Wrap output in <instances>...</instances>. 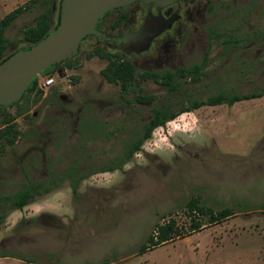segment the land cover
I'll list each match as a JSON object with an SVG mask.
<instances>
[{
    "label": "rangeland",
    "instance_id": "obj_1",
    "mask_svg": "<svg viewBox=\"0 0 264 264\" xmlns=\"http://www.w3.org/2000/svg\"><path fill=\"white\" fill-rule=\"evenodd\" d=\"M30 1L0 0V20L25 6L6 31L14 42L6 55L25 45L23 28L48 6ZM59 2H53L54 23ZM179 7L182 22L160 44L157 62L190 66L208 59L206 76L179 94L140 84L143 94L159 97L154 104H137L133 92L122 95L101 74L107 59L87 57L106 43L89 37L76 55L77 68L39 75L40 89L56 79L39 102L29 94L20 106L0 110V128L4 115L25 110L15 119L16 144L0 142V196L8 197L0 202V264H264V97L184 112L168 122L169 131L155 129L129 163L116 165L154 107L264 90V0H195ZM138 8L112 12L104 22ZM128 59L141 64L148 58ZM72 75L80 77L77 84ZM27 184L38 186V196L22 210L29 218L17 219L11 201ZM193 197L235 215L185 233L184 208ZM44 212L54 217L50 223L38 220ZM171 217L183 237L140 254Z\"/></svg>",
    "mask_w": 264,
    "mask_h": 264
},
{
    "label": "trees",
    "instance_id": "obj_2",
    "mask_svg": "<svg viewBox=\"0 0 264 264\" xmlns=\"http://www.w3.org/2000/svg\"><path fill=\"white\" fill-rule=\"evenodd\" d=\"M55 0H32L31 3L42 2L47 4L46 9L39 14L35 18V22L33 25L26 26L22 30L21 42L25 45L21 48H18L13 53L6 55V51L9 47L14 45L13 41H10L6 38V31L11 26V24L23 13L25 6H20L15 10L8 13L0 20V64L4 62L6 59L14 55L19 50H28L32 48L33 45L40 42L44 39L48 34H50L54 29L59 25V11H60V3L58 6V16L57 20L53 22V2ZM91 36H87L80 44ZM94 56H99L101 58L107 59L108 63L105 68L101 71L104 79L112 85H116L120 88V92L122 95H126L129 93L138 92L134 97V101L138 104H154L157 100V95L154 94H146L143 95L135 88V81L144 80L148 78H152L156 82H161L166 86L168 92L170 94L177 93L181 91V85L174 83L173 80L177 77L183 76H191L193 78V82H197L203 75L204 69L207 66V59H205L202 63L197 64L188 69H178L175 72H168L166 74H150L147 72H140L131 61L126 60L119 56L118 54L107 51L104 46L95 47L93 51L89 52L87 57L89 59ZM76 56L72 59L65 61L61 64H57L55 66H51L49 69L43 71L42 74H51V70L57 67L65 66L68 68H77L79 63L75 60ZM39 76L36 77L28 90L20 100V102L8 107H17L20 106L21 103L25 100L27 95L35 94L36 99H34L33 103H37L41 100L43 96V90L39 88ZM80 80V77L77 75H72V81L74 84H77ZM264 97V90L260 92L246 93V94H228L224 92H220L216 95L210 96L205 100H194L187 101L182 104L181 108H174V104L167 103L164 106L154 107L152 110L153 117L150 124L147 125L146 129L142 134H140L136 139H134L127 148L125 153L124 160L118 161L116 164L117 167H122L123 164L129 162L133 159L135 154L141 151L144 143L151 138L153 131L159 127L165 126L169 121L175 119L180 114L187 111H195L202 107H214L219 105H229L232 106L238 102L250 101L257 98ZM8 108L0 107V110H7ZM25 110L20 109L16 115H4L2 119V128H0V142H3L7 145H14L19 137L21 136V132L17 128V123H15V119L18 116H22ZM73 188L76 189V185H73ZM38 186L36 184H27L21 190H19L16 195L13 197L11 204L14 210H23L26 206L33 204L38 196ZM6 199L8 197L2 198L1 200ZM184 214L188 217V227L184 226L185 233L192 234L196 231L203 229L205 226H210L213 224L221 223L224 220H227L235 215V211L231 208H223L215 210L211 207H208L202 204L201 199L198 197H193L186 203L184 208ZM183 228L179 225V222L175 218H170L168 221L158 224L154 231L148 236L145 242L141 245L139 249L140 254H144L145 252L160 246L162 244L168 243L176 238L183 237L182 230Z\"/></svg>",
    "mask_w": 264,
    "mask_h": 264
},
{
    "label": "water",
    "instance_id": "obj_3",
    "mask_svg": "<svg viewBox=\"0 0 264 264\" xmlns=\"http://www.w3.org/2000/svg\"><path fill=\"white\" fill-rule=\"evenodd\" d=\"M179 0H61L59 25L44 39L28 50H19L0 64V107L8 108L22 99L32 81L51 66L61 64L75 57L81 42L87 37H105L98 30V21L108 12L127 7L135 2L159 9ZM147 20L134 36L122 38L126 54L139 53L146 48L143 43L131 47L136 39H143L151 29ZM161 30V29H157ZM145 48V49H143Z\"/></svg>",
    "mask_w": 264,
    "mask_h": 264
},
{
    "label": "flooded vegetation",
    "instance_id": "obj_4",
    "mask_svg": "<svg viewBox=\"0 0 264 264\" xmlns=\"http://www.w3.org/2000/svg\"><path fill=\"white\" fill-rule=\"evenodd\" d=\"M186 1H195V0H179L177 2L170 4V5L164 6L160 9L157 6H153L150 11L148 9V6L141 3V2H135V3H133L127 7L112 10V11L108 12L107 14H105L97 23L98 30H100L105 35V37L101 36L98 38H102L104 40V42L106 43V45L104 47L107 50L113 49L116 52L115 54H118L119 56H121L122 58H124L126 60H129L128 57H131V56H133L135 58L143 57V56L145 58H148L147 61H145L141 64L137 63V61H136V63L131 61L132 64L135 66V68L138 69L140 72H147L150 74H157V73L158 74H166L168 72H175L178 69L191 68L197 64L202 63L205 59H207V55H205L203 61L193 63L190 66H185L183 64L173 66L172 64H168V62H160V63L157 62V59L164 54L163 49H164L165 45H160V44L162 42H167V36L169 34L178 32V26L182 22V16L180 15L179 5L182 2H186ZM135 5H140L142 8L141 9L138 8L136 11L120 14V15L116 16L110 23L106 24L104 22L105 18L109 14H111L112 12L123 11V10L129 9ZM147 20L152 21L150 31H148L146 35L141 37L143 39H138V40L136 39L135 41H132L130 43V45H131L130 49H131V47H135L133 45H137V43H143V46H141V47H144L145 45L148 44L147 46H145L146 49L143 48L145 50L141 51L139 53L131 52L130 54H126L122 48V45H121L122 38L124 36L132 37V36L136 35L142 29L143 25L145 24V22ZM157 29H161V30H157ZM147 54H152V55L147 57ZM207 68H208V59H207V66L204 69L205 73L199 80H197V82H193V78L189 75L183 76L180 78L177 77L173 80V82L180 84L181 90H182V88L185 86L193 85V84H196L199 81H201L202 78L204 76H206ZM135 83H136L135 84L136 90L139 91L141 94H143V92L140 88V84L160 85L166 90L167 94H170L168 92V89L166 88V86L164 84H162L161 82H156L152 78H148V79H144V80H137V81H135ZM180 92L173 93L170 95L179 94ZM137 93L138 92H135L134 95L136 96ZM143 95H146V94H143ZM158 99H159V97L157 96V100ZM189 100L194 101L190 98L187 101H189ZM140 105H151V104H140ZM164 105H167V103H163L160 106H164ZM224 105H226V104H224ZM172 107L181 108V107H183V105H174V106L172 105ZM152 117H153V113L148 120H145V123L143 125V129H142V133L146 129L147 125L150 124ZM3 145H5V144L1 143V146H3ZM8 146H10V145H8ZM11 146H13V145H11ZM129 162H126L125 164H127ZM125 164H123V166ZM122 167H119V169ZM32 218H34V217H32ZM53 218L54 217L50 213L44 212V213H41L38 220H42L43 223H47V222L50 223L51 219H53ZM30 220H31V218H30Z\"/></svg>",
    "mask_w": 264,
    "mask_h": 264
},
{
    "label": "built area",
    "instance_id": "obj_5",
    "mask_svg": "<svg viewBox=\"0 0 264 264\" xmlns=\"http://www.w3.org/2000/svg\"><path fill=\"white\" fill-rule=\"evenodd\" d=\"M56 83V79L54 77H50L46 79L42 84H41V89L46 90L52 86H54ZM167 127V131H169V123L165 125ZM160 129H163V127H160Z\"/></svg>",
    "mask_w": 264,
    "mask_h": 264
},
{
    "label": "crops",
    "instance_id": "obj_6",
    "mask_svg": "<svg viewBox=\"0 0 264 264\" xmlns=\"http://www.w3.org/2000/svg\"><path fill=\"white\" fill-rule=\"evenodd\" d=\"M15 213H18L17 219L29 218L28 216L22 214V210H14L13 214Z\"/></svg>",
    "mask_w": 264,
    "mask_h": 264
}]
</instances>
